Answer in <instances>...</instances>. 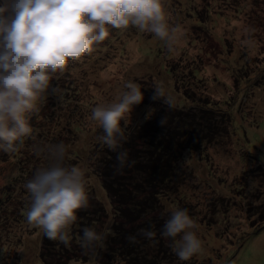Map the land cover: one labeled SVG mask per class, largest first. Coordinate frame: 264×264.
<instances>
[{
	"label": "rangeland",
	"instance_id": "rangeland-1",
	"mask_svg": "<svg viewBox=\"0 0 264 264\" xmlns=\"http://www.w3.org/2000/svg\"><path fill=\"white\" fill-rule=\"evenodd\" d=\"M163 4L169 23L181 29L171 49L151 33L110 27L108 38L94 45L91 54L53 74L49 94L33 111L36 117L29 125L35 130L22 147L16 152L0 150V193H5L0 194V264H40L37 235L42 230L29 225L27 211L23 216L19 209L30 205L24 185L38 169L55 163L47 146L63 143V166L80 167L86 185L96 187L98 201L108 203L87 169L92 150L87 144L99 142L103 135L90 117L92 108L115 101L129 81L141 86L144 99L133 107L128 126L163 106V99H152L157 86L181 107L189 105L185 90L231 112L229 137L202 155H186L185 182L163 200V212L150 215L165 219L163 231L168 212L187 209L202 251L186 264H264V223L254 230L264 222L259 208L264 204V0ZM56 86L59 91L53 95ZM76 118L85 125L76 138L84 153L80 163L70 152L73 137L63 128Z\"/></svg>",
	"mask_w": 264,
	"mask_h": 264
},
{
	"label": "clouds",
	"instance_id": "clouds-1",
	"mask_svg": "<svg viewBox=\"0 0 264 264\" xmlns=\"http://www.w3.org/2000/svg\"><path fill=\"white\" fill-rule=\"evenodd\" d=\"M130 26L153 34L169 49L181 32L179 25L169 23L163 0H0V150L16 152L31 136L28 116L49 94L54 73L63 72L69 61L91 54L94 45L108 38L110 27L123 31ZM124 88L115 101L92 108L90 117L103 129L99 140L112 151L126 139L128 118L144 99L139 84L129 81ZM154 89L153 100L163 99L168 108L174 105L163 87ZM58 91V86L51 88L53 95ZM45 150L55 163L38 169L24 185L30 194L26 220L48 239L69 247L77 212L89 205L85 173L78 166H63V143ZM260 159L264 162V156ZM126 160V152L117 153L118 170ZM195 228L187 209L173 210L163 226L161 236L171 238L181 261L202 251ZM141 233L149 240L155 237L150 230ZM105 235L85 227L81 246L101 243ZM128 239L134 243L136 237Z\"/></svg>",
	"mask_w": 264,
	"mask_h": 264
},
{
	"label": "trees",
	"instance_id": "trees-1",
	"mask_svg": "<svg viewBox=\"0 0 264 264\" xmlns=\"http://www.w3.org/2000/svg\"><path fill=\"white\" fill-rule=\"evenodd\" d=\"M184 92L189 105L181 107L179 103L168 108L163 103L158 111L141 123L127 126L126 139L116 151L110 150L101 141L87 144L88 149H92L87 156L88 172L99 183V189L107 197L108 203L98 201L96 187L86 185L89 205L77 212V221L70 230V246L65 247L58 241L48 239L42 231L38 233L40 247L37 260L40 264L187 263L181 261L173 251L171 238L166 242L161 236V225L165 219L162 221L150 214L161 212L163 200L175 195L185 182L188 176L184 172L186 155H202L208 148L221 144L229 137L228 125H232V115L223 108L212 106L201 95L197 98L194 93ZM202 99L206 100L204 105L199 103ZM28 117L30 124L36 115L32 112ZM165 117V124L162 125L161 120ZM84 126L78 118L63 124V128L73 137L71 145L74 148L70 152L75 159H79L78 163L84 153L76 138ZM118 152L127 153L126 163L119 170ZM75 164L76 160L73 161ZM0 194L3 196L5 193ZM7 194L10 197V193ZM259 208L262 209L260 217L264 220V204H260ZM25 211L28 209L20 208V215L24 216ZM169 215L170 212L166 214ZM263 223L254 229L255 232ZM85 227L106 233L104 240L83 248L81 237ZM141 230H150L155 237L149 240ZM129 236L136 237L134 243L129 241ZM20 242L23 244L21 239Z\"/></svg>",
	"mask_w": 264,
	"mask_h": 264
}]
</instances>
